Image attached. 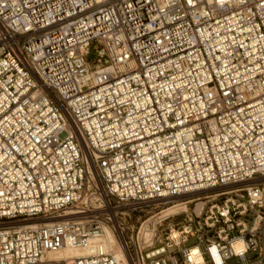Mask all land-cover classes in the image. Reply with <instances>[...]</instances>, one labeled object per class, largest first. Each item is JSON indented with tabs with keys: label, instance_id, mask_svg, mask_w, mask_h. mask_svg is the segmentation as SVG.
Wrapping results in <instances>:
<instances>
[{
	"label": "built area",
	"instance_id": "obj_1",
	"mask_svg": "<svg viewBox=\"0 0 264 264\" xmlns=\"http://www.w3.org/2000/svg\"><path fill=\"white\" fill-rule=\"evenodd\" d=\"M106 232L264 264V0H0V264H120Z\"/></svg>",
	"mask_w": 264,
	"mask_h": 264
},
{
	"label": "bare ground",
	"instance_id": "obj_2",
	"mask_svg": "<svg viewBox=\"0 0 264 264\" xmlns=\"http://www.w3.org/2000/svg\"><path fill=\"white\" fill-rule=\"evenodd\" d=\"M185 203L182 201H178L176 203H174V205L169 206L167 208H162L159 213L161 214V216H165L174 212H178V210H184L185 207ZM52 222L51 221H45L44 223H49ZM104 239V243L107 247H110L113 251V253H115V255L120 259V264H129V260L127 257V254L124 252V250L121 248V246L119 245V243L116 241V239L113 237L112 234H110L109 232L105 233V236H102ZM86 250L84 248L81 249H77L74 247H62L61 249L57 250L56 252L53 253H49L48 255L51 258L54 259H62V258H71V257H78L81 255H85Z\"/></svg>",
	"mask_w": 264,
	"mask_h": 264
},
{
	"label": "rangeland",
	"instance_id": "obj_3",
	"mask_svg": "<svg viewBox=\"0 0 264 264\" xmlns=\"http://www.w3.org/2000/svg\"><path fill=\"white\" fill-rule=\"evenodd\" d=\"M93 58H94V56L91 54L90 57H89V59L92 60ZM179 198H180V196H177V197L169 198V200H172L174 202H178Z\"/></svg>",
	"mask_w": 264,
	"mask_h": 264
}]
</instances>
